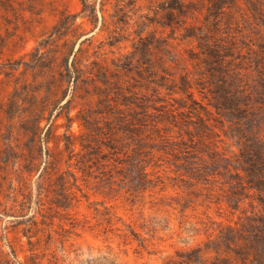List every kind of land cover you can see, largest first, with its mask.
Segmentation results:
<instances>
[{
    "label": "rangeland",
    "instance_id": "obj_1",
    "mask_svg": "<svg viewBox=\"0 0 264 264\" xmlns=\"http://www.w3.org/2000/svg\"><path fill=\"white\" fill-rule=\"evenodd\" d=\"M87 4L0 0V264H264V0Z\"/></svg>",
    "mask_w": 264,
    "mask_h": 264
},
{
    "label": "trees",
    "instance_id": "obj_2",
    "mask_svg": "<svg viewBox=\"0 0 264 264\" xmlns=\"http://www.w3.org/2000/svg\"><path fill=\"white\" fill-rule=\"evenodd\" d=\"M83 3V7L81 12H86L88 10V4H87V0H82ZM83 42V40L81 41ZM82 47H78L76 51L73 50V48L70 50V56H73V60L74 62L78 61V58L80 56L79 52H81ZM77 72H73V77H76ZM72 75V74H71ZM138 167L141 168V163L139 162V164H137ZM257 165H254L253 163L249 164V166L246 168V172L248 173L249 176H252V172L254 167ZM257 168V167H256ZM145 169V167L143 168ZM146 173V172H144ZM109 223L111 222V218H109L107 220ZM113 223V222H112ZM127 229L130 231V233H132L134 235L135 238L140 239L137 232L134 231V229L131 227L130 224H126ZM125 235H128L127 232H124ZM65 260V258H64ZM61 264H119L114 258H109L107 256L102 257V258H98V257H86V258H79L77 262H75L74 260H70L68 262L64 261ZM56 264H59L58 259L56 260Z\"/></svg>",
    "mask_w": 264,
    "mask_h": 264
}]
</instances>
